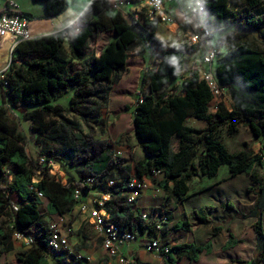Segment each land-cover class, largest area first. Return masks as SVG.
Wrapping results in <instances>:
<instances>
[{"label":"trees","instance_id":"obj_1","mask_svg":"<svg viewBox=\"0 0 264 264\" xmlns=\"http://www.w3.org/2000/svg\"><path fill=\"white\" fill-rule=\"evenodd\" d=\"M35 1L43 4L46 19L57 18L68 8V0ZM243 2L242 8H232L230 0H202L205 8L204 27L218 34L230 28L243 34L254 32L264 42V13H254L260 1ZM22 15L34 20L30 14ZM76 24L80 30L70 37L64 31L20 43L12 54V62L6 73L3 83L6 89L1 90V94H6L8 103L0 106V255L14 249L12 232L6 226L5 218L11 217L19 230L33 237L31 247L16 253L18 264H51L52 260L55 261L62 254L49 256L48 225L39 210L41 200L34 189L43 193L48 214L68 218L75 209L74 192L77 189L87 191L89 187L83 185V180L76 182L71 175L63 184L51 176L46 168L42 171L43 176L34 183L39 169L37 161L28 155L26 136L9 111L23 112V121L37 140L44 138L49 141L51 147L41 146L43 148L40 153L56 161L61 152L60 146L69 143L75 152L74 168H79L80 173L86 175H101V184H105L111 178L109 144L102 140H92L89 148H86L79 142L88 139L87 136L81 138L73 135L77 142L68 140L74 124L65 119L64 115L77 113L84 119H97L100 112L92 100L95 89L120 79V74L127 70L129 51L136 44L147 47L156 43L160 50L157 66L146 69L141 77L144 102H137L134 109V133L147 155L146 159L140 160L135 166L138 178H150L152 171L161 170L164 178L160 181L152 180L154 184L175 199L184 201L188 198L189 182L193 178H214L220 168L227 165L231 177L246 174L254 179L255 167L258 162L261 163L260 156L252 150L245 148L231 153L223 143L220 132L226 129L227 134L233 136L239 131L240 125L244 124L255 136H264L262 52L241 44L218 59L216 77L220 85L229 89L232 108L228 109L220 102L212 114V93L206 82L201 80L197 72L182 76L187 67L186 55L196 51L197 45L165 44L158 41L155 37L157 23L145 22L135 29L136 23L125 19L119 11L113 9L109 0H92ZM107 33H112L114 38L100 55L76 69L73 60H84L90 41L97 35ZM66 39L70 57L64 50ZM175 82L181 83L174 85ZM69 92L73 96L67 105L57 103ZM108 92L107 88L101 91L104 98H107ZM50 115L64 121L57 124L48 122ZM190 116L205 121L206 127L194 129L188 126L186 120ZM173 139H177L174 148ZM7 167L13 173L10 183L3 175ZM123 190L116 191L117 196L112 195L115 199L108 201L106 208L114 221H124L123 228L135 229L132 221L139 218L138 211H130L124 205L121 198ZM13 200L18 205L16 211L9 209ZM223 208L238 213L231 203L223 205ZM261 210L259 204L250 216L256 218V240L264 252ZM214 212V207L203 206L199 210H192L190 216L200 224H209ZM138 225L141 232L149 229L152 233V224L142 226L139 218ZM172 230L191 231L192 225L188 221H180ZM219 233L220 228L214 227L212 237ZM239 242L230 235L225 247H233ZM212 251V241L175 245L164 259V264H177L180 258L196 263L202 254H210ZM136 264L145 263L137 261Z\"/></svg>","mask_w":264,"mask_h":264},{"label":"rangeland","instance_id":"obj_2","mask_svg":"<svg viewBox=\"0 0 264 264\" xmlns=\"http://www.w3.org/2000/svg\"><path fill=\"white\" fill-rule=\"evenodd\" d=\"M30 1V0H29ZM260 5L254 10V13L261 14L264 13V0H259ZM38 3L31 4L33 9L37 8L42 11L41 2L37 1ZM75 3V0H72V4ZM230 5L232 8H242L244 6L243 0H230ZM189 24L191 25L190 28H183L181 23L177 27L173 26L170 28H166L164 26H159L156 32V39L161 41L165 44H178L184 43L189 44V37L190 31L191 32H198V30L202 26L203 17H197L193 14L188 15ZM32 28H36L37 25H32ZM30 27V28H31ZM112 35V34H111ZM112 36L100 34L95 36L89 44L87 54L88 58H93L94 56L98 55L110 42ZM210 42L216 48H221L222 54H225L229 50L235 48L238 45H246L247 47L253 48L263 53L264 55V42L258 37V35L254 32H249L247 34H243L241 32L236 31L234 28H230L229 30L223 33H214L213 37L210 39ZM225 49V50H224ZM206 53L203 47L196 49V51L187 54L186 57L191 56L195 60H202V57ZM220 56V57H221ZM129 66L128 71L123 72L120 74V79L117 82H113L112 84H102L100 87L95 89V95L92 98L94 104L99 109L100 116L97 119H84L82 116H79L77 113H66L64 118L73 123V131L70 136H68V140L75 141L73 135H78L81 138L89 137L88 139L84 140L82 145L86 148H89V143L92 140H102L110 142L115 138V132L110 125V114L113 113V110H117L119 107L118 103H113L110 98H119L124 97L127 111H130L137 105V96L141 91V77L146 69H154L158 62L160 61V50L157 49L156 43H152L150 46L143 47L141 44H136L130 51H129ZM191 59V58H190ZM10 61V54L6 53L4 55L3 51L0 50V65L7 64ZM86 60L82 63L85 64ZM82 63L81 67L83 66ZM187 67L182 74L187 76V73L198 72L197 68L195 70H191V60L187 61ZM11 64V63H10ZM217 61L214 63V70L216 69ZM80 67V68H81ZM140 76V79L137 82L132 81L133 76ZM184 76V77H186ZM122 79V80H121ZM117 87L114 85L118 84ZM181 82H175L174 85H180ZM114 87V91L111 94V90ZM107 88L108 94L107 98H104V94L101 93L103 89ZM147 93L148 91L145 90ZM111 95V96H110ZM2 96L5 99V102L8 103V98L5 93L1 94L0 90V103H2ZM71 97V93H67L60 99V102L63 105H67L69 102V98ZM116 101V100H115ZM223 102L228 109L232 108V100L228 93L221 98H217V100L210 104V108L215 111V105L218 103ZM122 107V112H123ZM114 114V113H113ZM12 118L19 123V128L21 132L26 136V140L28 141L27 152L29 156L34 159L35 161L39 160V155L36 154V151H42L41 146H49L48 140L44 138H40L37 140L36 136L29 131L28 124L23 121V112L19 113L14 111L13 114L10 113ZM18 118H17V117ZM19 118L21 120H19ZM47 121L60 123L64 120L59 117L49 116ZM129 122L126 123L127 129L126 132L129 131L128 125ZM130 127V126H129ZM125 128V126H124ZM129 132L127 137L129 136ZM130 137V136H129ZM128 137V138H129ZM220 137L224 144L227 145L230 152H239L243 149H249L254 152L255 155L259 156L261 147L264 143V136H255L251 129L244 124H241L239 127V131L235 133L233 136H229L227 134L226 129H222L220 132ZM127 142V141H126ZM115 143V142H111ZM133 146L132 143H129ZM36 149V151L34 150ZM61 152L59 157L57 158V165L53 168V171H56L58 181L63 183L68 179V176L71 175L75 179V181H80L86 179L87 175L85 173H80L81 170L75 169V163L73 162L74 158V150L70 147V144L60 146ZM139 147L135 146L134 148V155L136 156V162L141 160V152H139ZM44 154V153H41ZM47 155V154H44ZM49 174L53 176V173ZM255 178L253 179L251 176L248 175H240L237 178L230 180V174L228 170V166L224 165L220 168L218 174L214 178H204V182H195L192 185V189L195 191L200 185L207 187L203 193H199L194 196V198L189 202L195 205L201 206H212L215 208L214 215L212 217L211 222L208 226H202L199 222L194 220L190 216L186 219L191 225L193 233L192 235H187V232L182 230L174 231L172 230L173 226L181 221V216L176 217L178 215L173 216V222L170 226V221L168 220V226L170 228L167 229V234L170 237L169 241L170 244L173 246L179 245L180 243H186L188 240H196L198 244H204L208 241L213 242V251L210 254H202L201 258L196 263H190L188 260H179L178 264H264V252H262L261 246L258 244L256 240V234L254 230V224L256 223V218L251 217V212L256 209V207L260 204L262 210L261 218H262V226L264 229V164L258 162L255 167L254 172ZM151 181V180H150ZM6 182V181H5ZM153 184L154 182L151 181ZM99 182H94L93 186H98ZM90 186V184H88ZM90 189V188H89ZM15 201V200H14ZM231 203L238 211V213H234L230 210L224 209L223 205ZM42 212L45 211L44 207L40 206ZM78 214H80L78 212ZM77 215V213H76ZM242 215H247L246 217H242ZM56 218V217H55ZM54 218V219H55ZM71 220L70 217L66 219L68 225L67 228L70 229L71 235V226L69 221ZM184 220V219H183ZM192 222V223H191ZM7 224V221H6ZM118 224L124 226V221L118 220ZM139 224V218H136L134 226ZM214 227L220 228V233L212 237V230ZM33 231V230H32ZM94 231V230H93ZM166 234V235H167ZM166 235L161 234L160 240L162 244H166L167 241L162 240V236L165 237ZM233 235L235 240L240 241L233 247L226 248V244L229 240V236ZM70 238V236H69ZM190 238V239H188ZM17 245L23 248H27L22 241H15ZM141 238H137L135 241L131 242L126 251L128 253H139L141 250ZM172 246V247H173ZM171 247V246H170ZM103 249V248H102ZM21 252V251H20ZM145 252V251H144ZM16 253L18 252H11L8 254H3L0 256V263L1 264H18L16 259ZM91 256V255H90ZM145 257L147 259L137 256L135 263L138 261L140 263L145 264H164L163 257H157L153 254L146 253ZM101 262L105 261L106 254L103 250V254L99 257Z\"/></svg>","mask_w":264,"mask_h":264},{"label":"built area","instance_id":"obj_3","mask_svg":"<svg viewBox=\"0 0 264 264\" xmlns=\"http://www.w3.org/2000/svg\"><path fill=\"white\" fill-rule=\"evenodd\" d=\"M110 5L113 9L119 11L125 19H129L132 23H136L135 29H138L139 24L145 22L157 23L159 26L166 28L177 27L179 19L175 13L171 11V6L178 7L185 21L189 23V14H193L197 17H203L205 8L202 4V0H109ZM187 23V24H188ZM79 30V27H76ZM189 37V45H205L214 34L213 30L204 27L203 22L199 32H191ZM34 39L29 31L28 19L22 15L19 10L18 4L15 0H0V43L8 42L10 44V61L6 69L0 72V90H5L6 86L3 85L6 79V73L9 70L10 63L12 62V54L16 47L25 41ZM222 54L221 48H212L202 57L201 64L198 68V74L201 80L205 81L212 93V101L215 102L217 98H221L229 94V89L225 86L220 85L216 77L214 70V63L220 59ZM190 75V73H189ZM184 77V75H182ZM230 96V94H229ZM138 103L144 102L143 92H139L137 96ZM213 105V104H211ZM215 111L217 105H215ZM13 114L12 111H9ZM18 118V117H17ZM19 124V123H18ZM26 140V151L28 146ZM28 153V152H27ZM29 155V154H28ZM39 160L37 165V179L34 183L38 182V178L42 175L43 169H47L56 178L58 175L53 171L56 167L57 162L49 159L48 156L38 153ZM259 156L261 163L264 164V143L261 147ZM123 157L122 149L114 150L110 154V162H115ZM57 171V170H56ZM4 177L7 182L13 180V173L9 167L4 169ZM100 176L87 175L84 179L83 185L92 187L93 183L100 182ZM164 178V173L161 170H154L149 178L151 181H160ZM58 180V179H57ZM90 184V186L88 185ZM148 183L144 178H138L136 174L130 175L124 180L121 188L124 189L121 194H124L123 201L124 205L128 207L130 211L137 212V202L142 191L148 188ZM117 183L113 178L107 179L105 187L97 193L87 194L82 189H77L73 194V200L75 208L78 212L84 216L90 224L93 226L95 231L99 234L101 240V246L106 254L105 261L100 264H136L135 257L126 255L123 251L124 247L128 246L131 242L137 238L144 240L143 250L146 253L153 254L157 257H163L166 259L168 253H170L171 247L169 245L162 244L160 235L167 228L169 218L167 215L162 213H155L154 220L151 221L150 214L138 213L141 225L152 224V233L150 234L149 229H145L141 232L139 225L135 224V220L132 221V225L135 229L123 228L120 224L114 221V218L110 211L106 208V203L115 197L110 195L109 189H117ZM37 193L38 198L43 201L45 199L43 193L34 189ZM18 205L11 201L9 209L17 210ZM56 218L49 222V239H48V253L51 257L52 254L57 253H68L70 250V229L67 228L66 217L56 215ZM7 221L6 226L12 232V240L22 241L27 248L31 247L33 243V237L26 234L22 230H19L11 217L5 218ZM51 260V259H50ZM93 258L90 255L84 254L78 251L74 257L72 264H91Z\"/></svg>","mask_w":264,"mask_h":264},{"label":"crops","instance_id":"obj_4","mask_svg":"<svg viewBox=\"0 0 264 264\" xmlns=\"http://www.w3.org/2000/svg\"><path fill=\"white\" fill-rule=\"evenodd\" d=\"M15 1L18 4L19 10L22 14L26 13V14H30L34 17V20H30L29 18L26 17L28 19L29 31H30V34L32 35L33 38L49 36V35L59 33V32H64V31L67 32V37L72 36L73 34H75L76 32H78L80 30V28H79V30H76V27H79L76 24L77 19L85 11V9L88 7V5L92 2V0H75V3L72 4V0H68V8L62 15H60L57 18L46 19V18H44L45 11H44L43 4H41L42 11H40L37 8L33 9L32 5H31L34 3H38L35 0H30V1L29 0H15ZM186 1H190V0H186ZM171 11L177 15V17L179 19V24L180 23H181V25L183 24L182 25L183 28H185V27L190 28L191 27V25L185 21V19L182 16L180 9L178 7L171 6ZM32 25H37V27L32 28L31 27ZM199 31H200V29L198 30V32ZM111 34L112 33H107L104 35L112 36L110 39V41H111L114 38V35L113 34L111 35ZM200 47H203L205 49L206 53L208 50H210L212 48H216L215 46L212 45L210 40L205 45L197 46V49ZM0 50L3 51L4 55H6V53L10 54V44L8 42L0 43ZM64 50H65L66 55L68 57H70V52L68 50V39H66L64 42ZM100 53L94 57H98L100 55ZM90 59H92V58H88V54H87V56L85 57L84 60L87 61ZM129 59L130 58H128V61H127V70L126 71H128V66H129V62H130ZM84 60H81V61L73 60V64H74L75 68L80 69L81 65H79V64L82 63ZM186 60L187 61L191 60V70H195L196 68L198 70V68L201 64V59L195 60L191 56H189V57H186ZM8 65H9V62L7 64H4V66L0 65V72L3 71L4 69H6L8 67ZM82 65H84V64L82 63ZM189 73H187V75H189ZM184 76H186V75H184ZM139 79H140L139 75L137 77L136 76L132 77V81L136 82L135 83L136 86L138 85L137 82ZM121 80L118 82V84L114 85V87H117L120 83H122ZM114 87L111 90L112 91L111 94L114 91L113 90ZM72 96H73V94L71 93V97ZM118 97L119 98H115V97L110 98L109 97V100L111 99V101L113 103H118V106H121V108L119 107L117 110H113L114 114L113 113L110 114V117H109L110 125L113 129V132H115V134H114L115 138L111 142H115V143H111L108 139H106V140L108 141V144L110 146L109 147L110 154L114 150L122 149L123 157L121 159L115 161V162H112V163L110 162L109 174H110L111 178H113L117 183V187H116L117 189H109L111 196L112 195L117 196L116 191L119 192V188H121L124 180H126L128 176L135 174V166L137 164L136 156L134 155V152H133L135 146L139 147V150H140L139 152H141V155H142L141 160H144L147 158V155L145 154L144 150L140 147V145L137 141L136 135L134 133L133 116H134L135 107L132 108L130 111H127L126 108L128 106H126L125 98L120 97V96H118ZM70 98H69V100H70ZM4 103H5V99L3 97L2 103H0V106L3 105ZM57 103L62 104L60 101H58ZM123 106H124V108H123V112H122ZM215 112L216 111H213V109L210 108V113L214 114ZM127 122H129V125L128 124L127 125H128V129H130V130L126 132L125 130L127 129V127H126ZM186 124L188 126L194 128V129H203L206 127L205 121L198 120V119L191 117V116L187 118ZM124 126H125V128H124ZM128 132L130 133L129 134L130 137L128 136L129 138L127 137ZM172 142H173L172 148H174L176 145L177 139H173ZM129 143H132L133 146H131ZM226 147H227V145H226ZM34 150L36 151L35 148H34ZM231 153H234V152H231ZM36 154L38 155V151H36ZM241 175H246V174H241ZM238 176H240V175H238ZM238 176H235V177L230 176L231 179L227 180V181H231L234 178H237ZM248 176H250V175H248ZM204 178H206V177L199 176V177L193 178L189 182L188 198L184 201H179V200L175 199L174 197H172L169 192H166L163 189L158 188L155 184H153L150 181L149 178L144 177V180H146V182L148 183L149 186L145 191H142L140 196H139V199L137 202L138 213L144 212V213L150 214L151 221L154 220V214L155 213H162L163 215H167V217L169 218V221H170V226L172 223H174L172 217L175 215H178L176 217L181 216V219H182L181 221H186V219L189 218V213L192 210H199V208L201 207L199 205H195L192 203L189 204V202L194 198L195 195L205 192V189L207 187H209V186L204 187L203 185H200L195 191L192 189V185L195 182H197V181H198V183L204 182ZM66 182H67V180L64 183L62 181L63 184H65ZM98 184H99L98 186L89 187L90 189H88L86 191L87 194L90 195L92 193H97L102 188L105 187V184H101V183H98ZM210 189H212V188H210ZM210 189H206V190H210ZM123 197H124V194H121V198H123ZM40 206L44 207V209H45L44 212L41 211ZM40 206H39V210L41 212V215L43 216V219L47 223V225H49V222L54 220L55 216H52V215L47 213V201H46V199L41 201ZM76 213H77V215H76ZM69 217L71 218V220L69 221V224L72 228L71 235L69 238L70 250L68 253L60 254V256L57 257V259L55 261L54 260L51 261V264H54V263L55 264H72L73 257L78 251H80L84 254H87V255H91L93 258V262L91 264H100L101 261L98 257L101 254H103V249L101 246V240H100L99 234L95 231L93 226L90 224V222L84 216H82L81 214H78L77 208L74 209V211L72 212V214ZM203 225L208 226L209 224H202V226ZM168 228H170V227L167 226L163 235H166L168 233L167 232ZM182 231L187 232V235H192L193 233H195V232H193V230H191V231L182 230ZM170 237L171 236H169L167 234L165 237L162 236V240L167 241L166 244H169V246L172 247L173 245L170 244V241H169ZM188 239H190V238H188ZM12 243H13V248H14L12 252H20V251H24V250L28 249V248L21 249V247L19 245H17V243H15L14 240H12ZM143 243H144V240L141 238V244H140L141 250L139 253H128L126 251L127 246L124 247L123 251L126 255L134 256L135 259H137V256L140 257V259H142V258L147 259V257H145V252L143 250V246H142ZM186 243L198 244V242L194 239L188 240V241H186ZM182 244H184V243H182ZM8 253H11V252H8ZM8 253H3V254H8ZM3 254H1V255H3ZM200 258H201V256H200ZM184 259H186V258L177 259V264L179 263V260H184Z\"/></svg>","mask_w":264,"mask_h":264},{"label":"bare ground","instance_id":"obj_5","mask_svg":"<svg viewBox=\"0 0 264 264\" xmlns=\"http://www.w3.org/2000/svg\"><path fill=\"white\" fill-rule=\"evenodd\" d=\"M54 172H56V171H54ZM34 181H35V178H34Z\"/></svg>","mask_w":264,"mask_h":264}]
</instances>
